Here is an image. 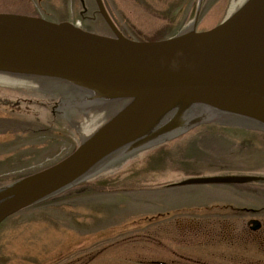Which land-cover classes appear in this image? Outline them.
Segmentation results:
<instances>
[{
	"label": "rangeland",
	"instance_id": "1",
	"mask_svg": "<svg viewBox=\"0 0 264 264\" xmlns=\"http://www.w3.org/2000/svg\"><path fill=\"white\" fill-rule=\"evenodd\" d=\"M104 2L129 36L158 39L190 21L198 30L215 25L231 0ZM213 8L216 14L208 17ZM0 11L69 20L111 34L94 0H0ZM4 85L0 186L64 156L96 127L84 134L73 128L81 115L77 108H66L65 115L59 111L60 90ZM200 123L131 150L118 161L135 163L123 170L108 168L111 174L103 179L84 178V187L64 188L59 196L8 216L0 223V264H147L152 259L175 264L180 253L182 260H197L183 264H264V182L231 187L224 197L218 183L163 185L186 174H264V131L238 121L203 118ZM233 207L235 216L227 218ZM202 211L214 215L202 218ZM253 217L261 222L256 230L246 222Z\"/></svg>",
	"mask_w": 264,
	"mask_h": 264
},
{
	"label": "water",
	"instance_id": "2",
	"mask_svg": "<svg viewBox=\"0 0 264 264\" xmlns=\"http://www.w3.org/2000/svg\"><path fill=\"white\" fill-rule=\"evenodd\" d=\"M96 2L116 37L87 32L67 21L0 13V70L57 76L134 98L63 159L0 187V198H7L0 204V221L74 182L99 158L129 140L146 136V143L160 133H173V121L152 126L175 99L245 109L264 119V0H248L211 29L148 41L122 36L100 0ZM196 117L189 125L201 120ZM236 179L202 176L181 182ZM248 222L251 229L259 226L257 220Z\"/></svg>",
	"mask_w": 264,
	"mask_h": 264
},
{
	"label": "bare ground",
	"instance_id": "3",
	"mask_svg": "<svg viewBox=\"0 0 264 264\" xmlns=\"http://www.w3.org/2000/svg\"><path fill=\"white\" fill-rule=\"evenodd\" d=\"M248 0H231L228 9L222 15L223 18L232 15L238 9H240ZM217 9L214 8L208 13V17L216 14ZM193 28V23L189 22L184 28L180 30L181 33L190 31ZM0 83L4 86L10 85L12 87L19 86L21 88L29 89H56L61 92L60 100V112L65 115L66 108H77L81 115L78 121L73 122L71 125L73 128L81 134L90 131L91 127L96 125L102 126L117 111H122L124 108L134 100L132 96L111 95L106 92L96 91L94 89L85 88L74 84L64 78L50 75H35L21 72H13L3 70L0 71ZM197 116L196 118H211L225 123L231 122H243L249 125L256 126L264 129V119L258 117L255 112L240 108H230L226 105L210 104L205 102H184L182 99H175L166 105L163 113L160 114L154 127H159L164 123L173 121L175 129L178 126L185 127L190 124V118ZM95 128V127H94ZM90 132L88 133V135ZM162 135L161 133L159 136ZM133 139L120 145L117 149L112 150L99 158L90 167L89 171L92 172L97 168L106 166L111 160L121 153L142 144L146 138ZM155 138V137H154ZM134 143V144H132ZM6 197V196H5ZM0 198V204L7 199Z\"/></svg>",
	"mask_w": 264,
	"mask_h": 264
}]
</instances>
